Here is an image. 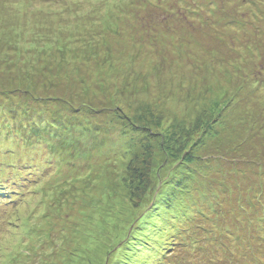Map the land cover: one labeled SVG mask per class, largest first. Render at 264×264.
<instances>
[{"label": "rangeland", "instance_id": "374dc122", "mask_svg": "<svg viewBox=\"0 0 264 264\" xmlns=\"http://www.w3.org/2000/svg\"><path fill=\"white\" fill-rule=\"evenodd\" d=\"M7 1L0 264H264V0Z\"/></svg>", "mask_w": 264, "mask_h": 264}, {"label": "trees", "instance_id": "16d2710c", "mask_svg": "<svg viewBox=\"0 0 264 264\" xmlns=\"http://www.w3.org/2000/svg\"><path fill=\"white\" fill-rule=\"evenodd\" d=\"M4 2H6V3H8V1L7 0H3V3ZM9 4V3H8ZM4 105H0V113H5L4 112ZM28 124H29V130L30 129H32L29 133H28V136H29V134L31 133V132H33V135H31V137L30 138H33L34 139V136H35V133L37 132V129H40V125H41V123H34V122H32V121H29L28 122ZM46 129V128H45ZM45 129H44V127H43V129L42 130H44L45 131ZM28 130V131H29ZM27 131V132H28ZM42 139L40 138V140L38 141V143H39V145L40 144H48L47 143V140L45 141V143L43 142V141H41ZM43 140H45L44 138H43ZM32 175V174H31ZM76 178H78V179H76ZM83 179V178H85V177H83V175L82 174H76L75 176H73V180H74V182H75V180H79V179ZM82 182L81 183H78L77 184V186H82ZM47 186H49V185H47ZM80 187H73V188H62V186L61 187H58V188H56V189H53L52 187H51V193L49 194L50 196V199H53V200H56L57 202H62L63 201V196L61 197V195L63 194H67V193H71V194H69V196H67L66 198H64V200H69L70 198H71V196H72V194H74V193H79V191H80ZM83 187V186H82ZM84 188V187H83ZM61 191V190H63L61 193L62 194H60V193H58L57 195L54 193L55 191ZM68 190V191H67ZM53 195H55V196H60V198H58L57 199V197H52Z\"/></svg>", "mask_w": 264, "mask_h": 264}, {"label": "bare ground", "instance_id": "6f19581e", "mask_svg": "<svg viewBox=\"0 0 264 264\" xmlns=\"http://www.w3.org/2000/svg\"><path fill=\"white\" fill-rule=\"evenodd\" d=\"M3 146V145H2Z\"/></svg>", "mask_w": 264, "mask_h": 264}]
</instances>
